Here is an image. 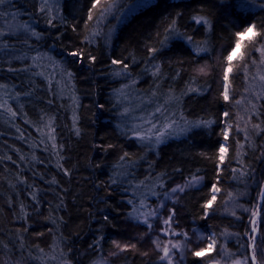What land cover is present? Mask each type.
Masks as SVG:
<instances>
[{"label": "trees", "instance_id": "trees-1", "mask_svg": "<svg viewBox=\"0 0 264 264\" xmlns=\"http://www.w3.org/2000/svg\"><path fill=\"white\" fill-rule=\"evenodd\" d=\"M93 2L61 0L54 18L40 0H5L0 11L28 27L0 33V264H165L154 244L141 246L155 227L163 243L181 244L174 264L250 260L251 213L264 189V96L252 116L240 110L245 72L264 48V0H151L107 41L99 37L105 11ZM173 20L179 35L168 31ZM249 25L257 35L242 40L231 62L225 100L224 58ZM126 87L141 111L165 103L191 130L149 147L124 134L115 98ZM193 176L202 178L195 187ZM177 186L184 191L173 193ZM169 216L176 235H162ZM207 237L214 249L192 256ZM256 237L264 244V228ZM119 243L135 247L120 251Z\"/></svg>", "mask_w": 264, "mask_h": 264}, {"label": "rangeland", "instance_id": "rangeland-1", "mask_svg": "<svg viewBox=\"0 0 264 264\" xmlns=\"http://www.w3.org/2000/svg\"><path fill=\"white\" fill-rule=\"evenodd\" d=\"M60 1L47 0V4H45V0H40L41 6L44 9L43 13L48 18H54L57 15V8ZM150 1L136 0L132 5L120 9L118 0H112L105 10V22L99 32V37L106 41L109 40L113 35L115 27L119 23L125 20L132 12L146 6ZM3 6L4 4L0 5V11ZM27 28L26 24L21 22L12 13H6L0 16V33L18 35L25 33ZM243 39L248 38L244 37ZM261 60L262 55L261 51H259L257 61L251 67L249 66L245 72L243 98L241 99V102L245 105L240 110L241 117L248 118L252 116L253 112L251 108L253 104L257 103L264 96V80L260 79L261 76H264V64L261 63ZM40 63L45 65L47 58H43ZM66 99L68 100V97ZM115 104L118 107L117 121L120 122L121 131L124 134H129V136H134L140 144L146 145L147 147L154 146V144L159 143L163 138L168 139L175 136L177 138L184 137L187 135L186 131L191 130V128L186 129V127H189L188 124L183 126L176 119L175 112H172L171 107H167L165 103L160 108H156L155 111H146L145 109L141 111V107L144 106L143 103H140L135 94H132L127 87L117 94ZM261 203H263V200L260 198L259 204ZM124 225L130 227L128 223ZM158 233V227H155L153 231L147 230V233H144L145 237L141 240L142 242L139 240L141 236L138 231H131L128 237L134 243L141 242L142 247H151L153 245L152 241L157 239ZM252 235L256 236V233H252Z\"/></svg>", "mask_w": 264, "mask_h": 264}, {"label": "snow or ice", "instance_id": "snow-or-ice-1", "mask_svg": "<svg viewBox=\"0 0 264 264\" xmlns=\"http://www.w3.org/2000/svg\"><path fill=\"white\" fill-rule=\"evenodd\" d=\"M5 0H0V5L4 4ZM45 4H47V0H45ZM99 6V7H98ZM108 7V5H103L102 0H94L93 4H92V9H97L98 12L100 14H103L105 9ZM261 7H264V4L261 5ZM92 9L89 10V20L93 19V15H92ZM41 11H44V9L42 8ZM196 22L198 24L203 23L205 25L208 24V21L205 20L203 17H196ZM255 25H249L247 27L244 28V30L242 32L238 31L236 33V44L235 47L232 49V51L224 58L227 62H228V66L224 69V73H223V80H224V99L228 100L229 99V95H228V88H229V73L232 72V65L231 62L234 59V57L237 55L238 50L241 48L242 45V40L244 37H247L250 41L252 40L253 37H255L257 35V33L255 32ZM168 31L170 33L175 32L176 35H179L178 32H176L175 29V20H173L172 25L169 27ZM190 39V37H189ZM162 44L164 43L163 41L161 42ZM259 51H261V55H262V60L261 63L264 64V48L258 49ZM150 53H152L153 55L159 51V49H149ZM201 51H207L206 48H201L196 52V55L199 56ZM71 55L76 56L78 55V53H71ZM92 59H95L94 57ZM113 64H119L121 63L120 61L117 60H113L112 61ZM125 68H127V65H124ZM199 72L201 74H206V69L204 67H201L199 69ZM261 80H264V76L260 77ZM192 91H196L195 88L191 89ZM13 115H15V113H13ZM225 115L227 116V113H225ZM254 127L259 128L258 125H255ZM162 135V134H161ZM224 137L225 139H227L228 137V132L227 130L224 132ZM220 161L221 163H223L224 161V153L227 151V149L225 148L224 145L220 146ZM235 171V169L233 170ZM202 178L197 177V176H193L192 179L188 182V186H192L195 187L197 184H199L200 180ZM184 191V187L181 186H177L176 188L172 189L173 193L176 192H183ZM212 191L218 192L219 188L216 187V185H212ZM260 198L262 200H264V189L261 190L260 192ZM216 199L215 195H213L211 197L210 200L207 201V203L204 204V208L208 209L211 207L212 202ZM245 211H248V209H245ZM152 215H156V213H152ZM174 216V214H173ZM173 216H169L166 219H164V224L167 227V230H162V235H176L175 232L171 231V224L173 221ZM251 232L252 233H256L258 229L260 228H264V203L258 204L256 209L252 211L251 213ZM257 217H259L260 219L258 220ZM105 219H107V217H105ZM144 223L148 224V227L151 229L152 228V224L149 223L147 220L143 221ZM247 234V233H246ZM185 240H189V237L187 235V233L184 234ZM200 239H205V237L200 236ZM208 240H210L211 242L208 243L205 247H199L198 250H192L191 254L194 257L197 258H202L204 257L208 252H211L215 245H216V241L214 238L212 237H207ZM152 243L155 245L156 250L160 253H162L158 259L160 261L165 262V264H174L173 261V253H172V249H175L177 252L181 251V244L180 243H176V242H172V241H168L167 243H163L162 241L158 239L153 240ZM170 245V247H169ZM120 251H125L127 250L128 247H132L134 248L135 245H125V246H120L119 244L116 245ZM249 247H251L252 251H251V257L250 260L248 257H245L244 259L240 260L237 259L235 260L234 264H258V260H260L261 257H264V244H257V237L254 235H250V242H249ZM145 255H147V253H145ZM180 260H183L184 257L183 255L180 256L179 258ZM261 264H264V261H261Z\"/></svg>", "mask_w": 264, "mask_h": 264}, {"label": "water", "instance_id": "water-1", "mask_svg": "<svg viewBox=\"0 0 264 264\" xmlns=\"http://www.w3.org/2000/svg\"><path fill=\"white\" fill-rule=\"evenodd\" d=\"M251 257V256H250Z\"/></svg>", "mask_w": 264, "mask_h": 264}]
</instances>
